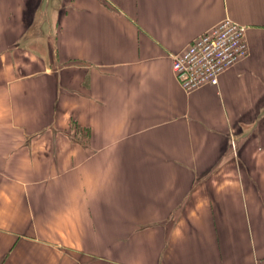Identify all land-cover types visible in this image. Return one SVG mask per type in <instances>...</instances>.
<instances>
[{"label":"crops","instance_id":"crops-1","mask_svg":"<svg viewBox=\"0 0 264 264\" xmlns=\"http://www.w3.org/2000/svg\"><path fill=\"white\" fill-rule=\"evenodd\" d=\"M249 51L192 90L173 56ZM264 259V0H0V264Z\"/></svg>","mask_w":264,"mask_h":264},{"label":"built area","instance_id":"built-area-1","mask_svg":"<svg viewBox=\"0 0 264 264\" xmlns=\"http://www.w3.org/2000/svg\"><path fill=\"white\" fill-rule=\"evenodd\" d=\"M246 31L247 26L226 17L175 54L172 67L182 87L217 84L221 73L248 53Z\"/></svg>","mask_w":264,"mask_h":264}]
</instances>
